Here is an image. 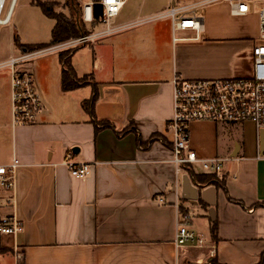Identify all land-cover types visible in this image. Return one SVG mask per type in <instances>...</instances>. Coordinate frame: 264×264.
Instances as JSON below:
<instances>
[{
    "label": "crops",
    "instance_id": "obj_1",
    "mask_svg": "<svg viewBox=\"0 0 264 264\" xmlns=\"http://www.w3.org/2000/svg\"><path fill=\"white\" fill-rule=\"evenodd\" d=\"M6 1L1 18L8 21L0 27L9 28L17 0ZM221 9L229 13L225 3L206 6L204 17ZM142 11L139 6L118 21L119 13L115 26L134 25L72 54L75 76L92 81L83 87L62 91L60 52L34 58H40L36 82L33 66L26 68L42 109L32 125L12 124L10 75L0 71V166L18 163L12 189L0 187V219L22 224L21 232L0 236L1 247L10 250L0 264H264V160L256 158L262 148L254 125H189V149L200 159L222 161L214 184L193 181V174L206 175L199 166L171 163L167 128L174 78L251 75V51L261 42L257 18L254 33H244L207 25L197 11L203 25L195 39L190 30L173 31L170 19L144 27L155 15L141 18ZM6 37L0 59L19 56L14 29ZM94 91L91 116L82 103ZM67 157L89 165L90 174L73 177ZM245 164L249 174H242ZM183 214L204 239L202 247L175 246Z\"/></svg>",
    "mask_w": 264,
    "mask_h": 264
},
{
    "label": "built area",
    "instance_id": "obj_2",
    "mask_svg": "<svg viewBox=\"0 0 264 264\" xmlns=\"http://www.w3.org/2000/svg\"><path fill=\"white\" fill-rule=\"evenodd\" d=\"M1 1V0H0ZM81 3V21L92 26L96 21L101 30H90L86 36L72 39L65 43L46 48L33 53L21 54L17 57L0 59V71L8 70L10 75V110L13 125H32L41 112L42 105L36 93L30 70L22 65L34 58L51 51L77 48L112 35L134 24L115 26L114 20L124 7L125 0H78ZM227 3L230 14L234 17H245L251 13L252 5L258 4L256 10L258 39L263 44L253 47L252 73L247 78L232 79H197L184 80L174 78L172 81V117L167 128L172 133L171 163L177 168L199 166L204 174H220L222 161L220 159L203 160L189 149V125L193 122L214 123H245L254 125L259 142L262 134L263 148L257 152L256 158L264 160V0H200L198 2L174 6L156 15L153 19L168 18L173 31L190 30L198 39L202 31V19L196 13L199 8ZM4 3H0V25L6 24L7 18H1ZM96 7L100 8L99 18L95 19ZM151 19V18H150ZM174 41L178 39L174 38ZM13 160L10 165L0 166V187L12 189L13 172L17 166ZM70 174L83 179L90 174L87 164L74 165L70 157L64 161ZM22 231V224L12 217L0 219V236L13 235ZM174 244L181 247H202L204 239L191 227L190 217L183 214L176 223Z\"/></svg>",
    "mask_w": 264,
    "mask_h": 264
},
{
    "label": "rangeland",
    "instance_id": "obj_3",
    "mask_svg": "<svg viewBox=\"0 0 264 264\" xmlns=\"http://www.w3.org/2000/svg\"><path fill=\"white\" fill-rule=\"evenodd\" d=\"M10 1L11 0H7L6 3H10ZM37 1L45 2V3H53L54 4L53 9L55 12L63 13L67 16L71 14L70 12L71 5L69 7L68 3H71L76 8V10H78L79 7L81 6V3L78 0H37ZM198 1L200 0H125L124 2L125 5L118 17V21L125 15L131 16L132 14H135L139 6L143 8V11L139 13L138 16H140L141 18H147V17H151L154 15L156 16L164 12L166 8L168 9L172 5L180 6L184 3H195ZM225 4L228 5L227 3ZM205 7H201L198 9V14L201 17H204ZM252 7L253 8L251 10V13L248 16H245L246 18L234 17L230 14V10L228 13L226 12V10L221 9L219 12L215 13L213 16H209V15L205 16L204 17L205 22L207 25L211 23L215 25H219V24L224 25L230 31H234V30L237 31L238 29H241L243 30L244 33H249V32L254 33V30L256 27L255 17L257 18L256 10L258 8V4H253ZM228 9H229V5H228ZM2 17H4V15H2ZM114 22L116 23L117 20ZM159 22L169 23V19L168 18L153 19L151 21L145 22L144 25L146 26L144 27H147L149 25H153ZM257 24H258V21H257ZM53 25H54V21L46 18L41 13L40 9L33 4V0H17V5L13 12L12 20H11V24L9 25V28L0 27V39L4 37V43L5 45H8V38L6 37V34L8 30L10 32V28H12L14 29L16 37L20 41L21 44H41V46H37L35 49H32V50H25V49L23 50L17 46L18 49L20 50V55L27 54V53H33L36 51L38 52L41 50H45L46 48H49V47H46L45 45L49 43L50 32H51ZM84 26L88 31L92 30V28L89 27L88 25L84 24ZM102 27L103 26H98L96 30L94 29V31L100 30L102 29ZM125 30L126 29H124V31ZM257 37H258V32H257ZM102 40L103 38L97 39L94 42L87 43L83 46H79L78 48L74 49V52L81 50V49H94L97 46V44H99ZM256 44H263V43L261 42L258 43V40H256ZM68 50H72V48L59 50L57 51V53L68 51ZM37 61H40V58L39 59L37 58V60L34 59L30 62H27L26 64H23L22 67L32 68L33 66L34 68V65H36ZM31 72L33 76L35 75L34 79L36 82V78L38 79V75L36 73L35 68ZM85 81H87L88 83L89 82L92 83L89 77H87ZM244 172L247 174L250 173V164L244 165L242 174ZM238 175L239 173L235 172V176L237 177Z\"/></svg>",
    "mask_w": 264,
    "mask_h": 264
},
{
    "label": "trees",
    "instance_id": "obj_4",
    "mask_svg": "<svg viewBox=\"0 0 264 264\" xmlns=\"http://www.w3.org/2000/svg\"><path fill=\"white\" fill-rule=\"evenodd\" d=\"M33 4L40 9L41 13L46 18L54 21V25L50 32V40L49 43L45 45L46 47H51L61 43H65L72 39H76L81 36H86L89 33V31L85 28L84 24L82 23L79 15L77 14L76 8L71 3H68L69 7L71 5L70 7L71 14L69 16L63 13L55 12L53 9V5H54L53 3H45V2H39L37 0H33ZM99 15H100V8L96 7L95 10L96 20L99 18ZM15 45L23 50L24 49L32 50L37 47L32 45H22L18 43L17 38H15ZM73 53H74V49L59 53V60L62 64V72L60 79L62 91H71L88 84V82L85 81L87 77H82L78 79L74 74L70 62ZM96 99H97V94L94 91L92 96L88 100L82 103V107L84 108V110L91 116H93V106ZM192 179L196 183L214 184L216 180V176L193 174ZM216 230H217L216 224L213 223L211 226V235L213 239L216 238ZM7 252H10V250L3 248L0 245V255L5 254Z\"/></svg>",
    "mask_w": 264,
    "mask_h": 264
},
{
    "label": "water",
    "instance_id": "obj_5",
    "mask_svg": "<svg viewBox=\"0 0 264 264\" xmlns=\"http://www.w3.org/2000/svg\"><path fill=\"white\" fill-rule=\"evenodd\" d=\"M15 0H13V3H14ZM259 144H260V147L263 148V139H262V134H260L259 136ZM73 152H77L78 149H73L72 150Z\"/></svg>",
    "mask_w": 264,
    "mask_h": 264
},
{
    "label": "bare ground",
    "instance_id": "obj_6",
    "mask_svg": "<svg viewBox=\"0 0 264 264\" xmlns=\"http://www.w3.org/2000/svg\"><path fill=\"white\" fill-rule=\"evenodd\" d=\"M5 2V0H1L0 1V3H4ZM11 3H13V0L11 1ZM10 15V14H9Z\"/></svg>",
    "mask_w": 264,
    "mask_h": 264
}]
</instances>
